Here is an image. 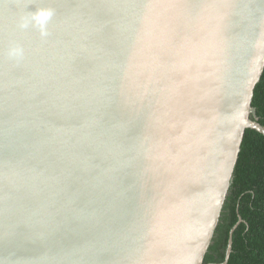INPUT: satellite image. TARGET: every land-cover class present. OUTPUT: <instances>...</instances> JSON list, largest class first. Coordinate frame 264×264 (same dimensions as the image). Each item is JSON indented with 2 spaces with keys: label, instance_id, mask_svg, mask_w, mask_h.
Masks as SVG:
<instances>
[{
  "label": "water",
  "instance_id": "1",
  "mask_svg": "<svg viewBox=\"0 0 264 264\" xmlns=\"http://www.w3.org/2000/svg\"><path fill=\"white\" fill-rule=\"evenodd\" d=\"M263 71L264 0H0V264H204Z\"/></svg>",
  "mask_w": 264,
  "mask_h": 264
},
{
  "label": "trees",
  "instance_id": "2",
  "mask_svg": "<svg viewBox=\"0 0 264 264\" xmlns=\"http://www.w3.org/2000/svg\"><path fill=\"white\" fill-rule=\"evenodd\" d=\"M252 104L264 126V71ZM233 229L226 264H264V134L252 128L245 131L234 181L204 264L226 261Z\"/></svg>",
  "mask_w": 264,
  "mask_h": 264
}]
</instances>
